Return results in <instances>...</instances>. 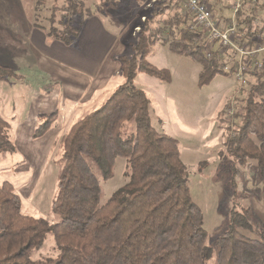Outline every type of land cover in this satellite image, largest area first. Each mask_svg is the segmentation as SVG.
<instances>
[{
  "label": "trees",
  "instance_id": "1",
  "mask_svg": "<svg viewBox=\"0 0 264 264\" xmlns=\"http://www.w3.org/2000/svg\"><path fill=\"white\" fill-rule=\"evenodd\" d=\"M116 0H98L105 5ZM183 0H161L154 5L138 31L129 58H120L123 82L96 110L73 123L56 144L61 165L51 211L59 223L25 215L13 185L0 184V264H206L213 248L206 245L203 217L191 201L187 173L174 138L157 132L151 125L148 100L134 85L137 74L168 82L169 72L151 65L146 57L149 47L161 41L178 56L189 57L201 67L200 78L207 81L225 71L228 59L212 45L202 42L199 32L188 29L193 18L181 12ZM216 6L219 0H205ZM216 1V2H215ZM55 21L48 19L47 36L71 46L79 35L73 19L93 16L82 0H64ZM264 4L245 2L226 25L237 28L236 43L254 49L264 43ZM166 14L165 18L157 19ZM55 23L57 26H55ZM156 23L153 29L150 24ZM166 38L162 37L163 34ZM212 54V59L206 57ZM264 62V58L262 59ZM254 81L234 98L233 131L225 139L228 156L240 163H264V146L252 137L264 138V69L254 73ZM21 78L8 67L0 66V81ZM242 96V98H240ZM223 111H220L222 113ZM219 113V114H220ZM33 139L42 137L56 122L57 113L40 115ZM134 121L135 132L122 139L120 129ZM220 124L225 121L219 119ZM15 152L9 123L0 117V154ZM129 167L128 181L103 205H99V179L113 175L115 159ZM248 213V212H247ZM243 215H234L232 225L214 241L216 264H264V244L241 235L238 226L249 227ZM51 232L58 255L31 260L30 252L42 245Z\"/></svg>",
  "mask_w": 264,
  "mask_h": 264
},
{
  "label": "rangeland",
  "instance_id": "2",
  "mask_svg": "<svg viewBox=\"0 0 264 264\" xmlns=\"http://www.w3.org/2000/svg\"><path fill=\"white\" fill-rule=\"evenodd\" d=\"M82 1L93 12L94 21L89 23L86 17L75 18L72 24L86 30L90 28L89 31L92 26H101L108 37H113L112 47L107 48L106 65L111 68L118 63L119 68L120 58L132 56L139 28L150 17L154 5L161 0H116L105 5H99L98 0ZM258 2L264 4V0ZM63 3L64 0H0V11H22L28 14L29 20L49 26L48 19L52 14L55 21L61 17L60 11L53 13L52 8L60 7ZM185 3L186 0L181 3V12L184 11ZM231 3V0H219L215 7L209 5L215 23L221 28L228 26L226 20L233 19ZM258 14L264 16V11ZM165 17L166 14L157 19ZM149 26L153 29L157 24ZM166 37L165 33L159 38ZM119 43L122 47L118 48ZM97 44L101 46V43ZM226 52V59H237L233 51ZM263 56L259 54L257 58L261 60ZM146 60L156 68L169 72L168 82L137 74L134 85L143 91L148 100L152 127L178 142L181 161L187 173L189 195L202 214L206 245L213 248L206 264H216L214 241L233 224L234 215L245 216L249 224V227H236L241 235L264 244V163L259 165L256 160L250 159L240 163L228 156L224 147L225 139L233 137V131L226 132L224 127L232 124L230 110L234 106V98L240 95L241 89H246L254 81V75L250 72L244 85H240L232 76L224 75L203 81L207 78H200L201 67L198 63L189 57L171 53L161 41L149 47ZM114 81L120 85L123 78L116 77ZM111 91L105 99L112 94ZM92 109L86 108L83 113L79 109L73 114L61 111L60 114L67 125ZM220 118L225 121L224 124H220ZM134 132V121H128L122 125L120 136L129 139ZM252 140L257 146H264V138L252 137ZM30 144L23 142L18 145L19 152L15 149L13 153L0 154V184L8 181L13 185L20 197L23 214L54 225L59 223V218L51 211V201L61 169V165L54 161L60 158V153L55 151L53 157L45 156L44 152L35 151V148L42 146L46 150L49 145ZM129 172L126 161L116 158L112 177L108 180L98 178L101 187L99 205L105 204L128 181ZM57 255L53 234L49 232L42 245L30 252V259L55 258Z\"/></svg>",
  "mask_w": 264,
  "mask_h": 264
},
{
  "label": "crops",
  "instance_id": "3",
  "mask_svg": "<svg viewBox=\"0 0 264 264\" xmlns=\"http://www.w3.org/2000/svg\"><path fill=\"white\" fill-rule=\"evenodd\" d=\"M87 21H94V16ZM48 28L29 20L22 11H0V66L21 76L13 82L0 81V117L10 125L17 152L23 142L41 143L49 146L46 150L39 146L35 151L53 157L57 151L54 144L77 121L66 125L61 111L96 110L119 86L114 79L123 77L116 58L115 66L106 65L113 37H108L101 26H92L93 32L79 28L71 46L48 37ZM53 113L58 114L55 124L42 137L33 139L39 116Z\"/></svg>",
  "mask_w": 264,
  "mask_h": 264
},
{
  "label": "built area",
  "instance_id": "4",
  "mask_svg": "<svg viewBox=\"0 0 264 264\" xmlns=\"http://www.w3.org/2000/svg\"><path fill=\"white\" fill-rule=\"evenodd\" d=\"M253 0H231V11L233 18L240 10L241 5ZM183 13L190 15L193 20L188 29L199 32L202 42L212 45L214 50H218L219 55H226V51L231 50L237 59L229 58L225 71L230 74L240 85L246 84L245 79L251 72H262L264 62L259 60V54L264 55V43L254 49L240 47L236 43L238 37L235 25L219 27L213 18L211 8L205 0H186ZM235 38V39H234ZM234 39V42H233ZM206 57L212 59V54L207 53ZM231 109V108H230ZM232 110H230V113ZM229 113V114H230Z\"/></svg>",
  "mask_w": 264,
  "mask_h": 264
}]
</instances>
